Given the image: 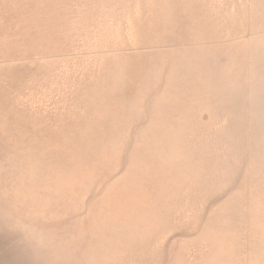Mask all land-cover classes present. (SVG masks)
<instances>
[{
    "label": "rangeland",
    "instance_id": "374dc122",
    "mask_svg": "<svg viewBox=\"0 0 264 264\" xmlns=\"http://www.w3.org/2000/svg\"><path fill=\"white\" fill-rule=\"evenodd\" d=\"M0 264H264V0H0Z\"/></svg>",
    "mask_w": 264,
    "mask_h": 264
}]
</instances>
